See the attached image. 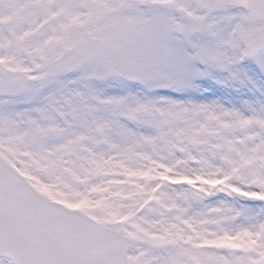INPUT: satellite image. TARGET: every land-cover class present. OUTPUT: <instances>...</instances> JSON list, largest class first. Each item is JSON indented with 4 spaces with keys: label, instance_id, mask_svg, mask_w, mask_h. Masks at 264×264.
<instances>
[{
    "label": "snow or ice",
    "instance_id": "6c2138e0",
    "mask_svg": "<svg viewBox=\"0 0 264 264\" xmlns=\"http://www.w3.org/2000/svg\"><path fill=\"white\" fill-rule=\"evenodd\" d=\"M0 264H264V0H0Z\"/></svg>",
    "mask_w": 264,
    "mask_h": 264
}]
</instances>
